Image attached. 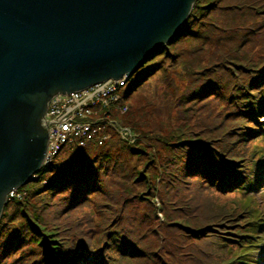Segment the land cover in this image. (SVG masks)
<instances>
[{
    "label": "rangeland",
    "instance_id": "374dc122",
    "mask_svg": "<svg viewBox=\"0 0 264 264\" xmlns=\"http://www.w3.org/2000/svg\"><path fill=\"white\" fill-rule=\"evenodd\" d=\"M180 33L128 78V88L135 83L136 90L124 99L127 112L120 106L114 116L133 138L115 135L107 147L91 150L97 194L72 204L69 192L47 187L61 172L55 170L39 172L6 196L0 264H33L27 253L32 244L22 241L34 236L31 225L41 239L54 240L52 246L76 249L83 244L106 264H231L238 253L250 249L247 245L264 243L238 235L249 230L246 223L255 221L257 212L264 221V164L259 188L242 194L219 191L187 174L183 158L184 143L209 139L214 151L226 152L228 160L242 159L236 167L243 175L245 165L254 170L258 159L264 162V139L233 144L237 134L246 132L243 125L259 126L233 115L230 97L264 87L249 86L264 67V0H196ZM126 89L118 95L127 97ZM258 121L264 130V117ZM84 160L80 157L72 167ZM118 241L134 246L138 254L121 252ZM254 256L264 264V246Z\"/></svg>",
    "mask_w": 264,
    "mask_h": 264
},
{
    "label": "water",
    "instance_id": "95a60500",
    "mask_svg": "<svg viewBox=\"0 0 264 264\" xmlns=\"http://www.w3.org/2000/svg\"><path fill=\"white\" fill-rule=\"evenodd\" d=\"M196 0H0V218L45 166L50 99L130 78Z\"/></svg>",
    "mask_w": 264,
    "mask_h": 264
},
{
    "label": "trees",
    "instance_id": "16d2710c",
    "mask_svg": "<svg viewBox=\"0 0 264 264\" xmlns=\"http://www.w3.org/2000/svg\"><path fill=\"white\" fill-rule=\"evenodd\" d=\"M180 36H182V33H180L177 38H179ZM133 85L127 89L126 92V94L128 95L126 97L127 99H130L133 90H136L133 89L134 88ZM263 85H264V67L259 69L256 76L251 79L249 86L250 87L256 86L257 88H261ZM230 97L234 98V101L232 102V107H233L232 114L239 116L240 118L242 116L251 118L259 126L257 119L264 114V87L261 89H255L251 93L246 91L232 92L230 94ZM122 123L124 122L122 121ZM242 127L243 129H246V132L237 134L236 137L238 139H236L235 142H233V144L238 141L240 142V144H242L248 142L249 140H254L256 139V134L260 132L258 129H254L249 126L247 127L243 125ZM242 136H245L247 139L241 138ZM204 140L206 141V143L196 141V139L189 140L187 141V143H184L185 146L184 149L185 150L187 149V152L183 154V158L185 159V165H184L185 172L187 173L188 171L187 174L199 178L202 183L211 186V188H216L219 191L239 189L242 185L241 182L243 181L242 178L243 170L237 169L236 165L242 159L238 157H233L234 159L228 160L226 157L227 156L226 152L214 151L213 146L215 143L213 141L209 139H204ZM107 144L102 147H96L91 145H88L86 147L66 146L53 159L51 163L45 165L41 169L39 175L52 173L55 170L56 172L61 171L59 175L58 172L56 173L54 178L51 179L50 185L48 184L47 187L50 188L51 190H54V192L55 191H61L63 193L69 192L71 194V199L73 201L72 204H80L84 200H86L90 195L97 194L99 190L98 177L96 172L93 170V166H92V162L95 156L91 154V150H102L103 147H107ZM107 155L109 156L108 153ZM80 157L85 160L80 162L78 165H76V167H72V164L75 162V160L79 159ZM102 157L104 158V156ZM86 160H90V162L86 163ZM59 165H65L67 169L63 167V169L58 170L59 168L57 166ZM87 168L89 169L86 172H84ZM244 168L245 167H243V169ZM81 170L84 173L82 174L77 173L80 172ZM72 171H76V172H72ZM255 174L257 176L260 175L257 169L255 170ZM254 184H255L254 182H250L245 188V190H249L250 188L254 189ZM173 224L175 226H183L185 229L191 227V224H175L174 222ZM250 226H253L252 223H250ZM203 227H199L198 231H201ZM255 229L256 228L253 227L250 231H247L245 235H242V237L249 239L259 238L257 235H254L257 234L254 232ZM31 230L34 236H31L28 240L22 239V241L25 243L29 242V244H32L31 248H28L27 253H29L32 259L34 260L33 264H106L108 263L106 262V260L104 263L102 257L99 254H93L86 251L84 249L86 247L83 244H81L76 249L66 248L60 246V244L59 245L55 244V246H52L51 244L54 242V240H50L48 236H46L45 239H41V236L32 225H31ZM259 230H261V228H259ZM38 237H40V240L37 239ZM263 237L264 235L260 238ZM137 240L138 239H135V241ZM116 246L120 249L121 252L127 253L131 256L133 255L135 256L138 254V252L134 250L133 248L134 246L132 247L124 241H118ZM37 247H39L40 249H38ZM36 251H38L39 253H37ZM101 253L103 254V256L106 257L104 251H102ZM244 256H246V254L241 255V257Z\"/></svg>",
    "mask_w": 264,
    "mask_h": 264
},
{
    "label": "built area",
    "instance_id": "2783aa9c",
    "mask_svg": "<svg viewBox=\"0 0 264 264\" xmlns=\"http://www.w3.org/2000/svg\"><path fill=\"white\" fill-rule=\"evenodd\" d=\"M126 82L127 78L108 80L83 91L52 97L43 121L48 131L46 158L57 149L58 143L78 147L103 146L113 134L122 139L131 138L129 131L120 126L114 116L116 108H120L116 105V95ZM123 109V112L127 110ZM107 124H110L109 129Z\"/></svg>",
    "mask_w": 264,
    "mask_h": 264
},
{
    "label": "bare ground",
    "instance_id": "6f19581e",
    "mask_svg": "<svg viewBox=\"0 0 264 264\" xmlns=\"http://www.w3.org/2000/svg\"><path fill=\"white\" fill-rule=\"evenodd\" d=\"M128 81H129V79H127L126 84H123V86L119 87L118 91H122L124 88L128 89V83H129ZM123 96H125V95H123ZM124 99L127 101L126 97L122 98L119 95H116V105H120L123 108H127V106H125L123 104ZM64 147H66L65 143H58L57 149H53V152H50V154H48V158H46V160H45V165L51 163L53 161V159L62 151V149Z\"/></svg>",
    "mask_w": 264,
    "mask_h": 264
}]
</instances>
